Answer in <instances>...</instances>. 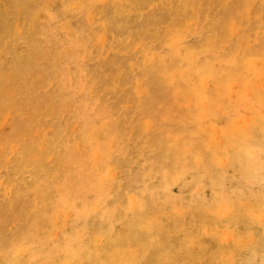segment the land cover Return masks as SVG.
<instances>
[{
  "label": "rangeland",
  "instance_id": "rangeland-1",
  "mask_svg": "<svg viewBox=\"0 0 264 264\" xmlns=\"http://www.w3.org/2000/svg\"><path fill=\"white\" fill-rule=\"evenodd\" d=\"M0 264H264V0H0Z\"/></svg>",
  "mask_w": 264,
  "mask_h": 264
}]
</instances>
